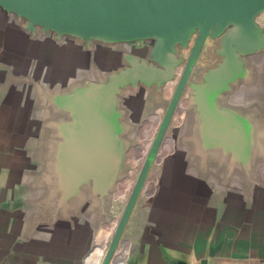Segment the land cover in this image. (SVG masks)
I'll return each instance as SVG.
<instances>
[{
  "label": "crops",
  "instance_id": "obj_1",
  "mask_svg": "<svg viewBox=\"0 0 264 264\" xmlns=\"http://www.w3.org/2000/svg\"><path fill=\"white\" fill-rule=\"evenodd\" d=\"M256 21L264 30V12ZM170 52L157 38L92 40L0 9V264H82L168 106ZM226 57L208 38L155 194L125 231L126 264H264V46L223 71Z\"/></svg>",
  "mask_w": 264,
  "mask_h": 264
},
{
  "label": "water",
  "instance_id": "obj_2",
  "mask_svg": "<svg viewBox=\"0 0 264 264\" xmlns=\"http://www.w3.org/2000/svg\"><path fill=\"white\" fill-rule=\"evenodd\" d=\"M0 9L32 25L92 40L134 43L157 38L162 53L171 50L167 80L174 83L168 106L123 196L119 216L87 253L104 244L100 264H117L122 258L126 264L130 245L124 240L125 231L140 197L149 193L150 186V194H155L151 175L167 155L164 146L172 127L185 120L187 107L182 100L206 41L222 39L227 53L223 71L233 65L235 52L264 46V30L256 21L264 12V0H0ZM186 47L189 53L182 61L178 51Z\"/></svg>",
  "mask_w": 264,
  "mask_h": 264
},
{
  "label": "bare ground",
  "instance_id": "obj_3",
  "mask_svg": "<svg viewBox=\"0 0 264 264\" xmlns=\"http://www.w3.org/2000/svg\"><path fill=\"white\" fill-rule=\"evenodd\" d=\"M167 151V150H166ZM128 252V249L126 248L121 257H124L125 254ZM105 253V246L104 244L97 245L94 247V249L85 257L83 264H100L101 260ZM117 264H124V259H120Z\"/></svg>",
  "mask_w": 264,
  "mask_h": 264
}]
</instances>
